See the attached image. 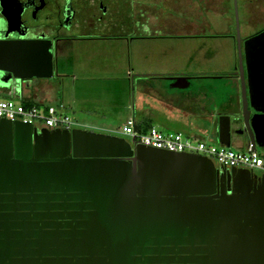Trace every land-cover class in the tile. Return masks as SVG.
I'll return each mask as SVG.
<instances>
[{"label":"water","instance_id":"1","mask_svg":"<svg viewBox=\"0 0 264 264\" xmlns=\"http://www.w3.org/2000/svg\"><path fill=\"white\" fill-rule=\"evenodd\" d=\"M234 11L235 91L194 83L227 75L154 79L218 98L210 118L227 148L241 113L257 151L264 132V31L246 41L260 43L262 57L252 62L246 51L244 65L236 0ZM0 73V86L17 89L25 79L52 78V40L22 34L0 41ZM242 171L110 134L36 130L0 119V264H264V175Z\"/></svg>","mask_w":264,"mask_h":264},{"label":"crops","instance_id":"2","mask_svg":"<svg viewBox=\"0 0 264 264\" xmlns=\"http://www.w3.org/2000/svg\"><path fill=\"white\" fill-rule=\"evenodd\" d=\"M148 1H163L165 7H168L169 10H173L175 6L173 3L175 0ZM148 1L125 0L122 14L108 20V24L103 28L99 27L96 31L97 34H91L90 29L79 28L75 29L77 33H67L58 43L63 41L64 43H68L71 40L81 39L96 41L93 43L105 47H125L129 51L128 61L130 60L131 62V68L128 66L124 71V75L127 77L126 79L130 85V90H135L137 92L135 97L137 101H134L131 110H129L126 121L130 118L133 119L134 122L148 120L151 127L157 126L156 128L163 132H173L168 124H179L187 128L189 132L187 135H184L181 131L175 132H181L185 137L192 136L195 139L215 141L217 140V136L213 137V133L216 127L213 118H210V114L213 111L212 108L218 105V98L209 99L203 95V92L200 93V91L197 90L198 92L194 93V88L193 90L181 89L173 85L172 81L154 78L165 76L202 77L227 75L228 78L226 79H216L217 81L212 82H210V79H208V81H205V79H198V81L194 83L198 88L201 86L202 89L205 90H208V87L211 88L212 86L225 89L228 87L235 91L238 85L237 77L234 74L237 61L232 64V66L235 65L230 71H224L225 73L222 74L218 73L219 71H216V73H207L201 71L202 69H191V55L187 59L188 51L183 50V53L179 56L175 54L177 46H187L195 41L198 42V44H205L203 42L204 39H209V37L214 38V36H219L233 39L232 36H230L232 32L229 30L221 32L210 30L208 19L200 17L202 12L191 10L194 9L196 1L200 5V8L209 9L208 0L176 1L178 4L177 7L182 14L185 15V18L178 21V18L177 20L171 18V15L169 16L171 20H166L163 24L161 22L162 11H160L159 8L158 10L149 8L148 11H146V2ZM200 8H198V10ZM140 10H142V12H140ZM221 12L223 11L217 14ZM132 15H136L135 17L139 18L138 23L141 24L140 26H128V20L132 19ZM145 17H147V23L144 21ZM175 20L178 23L175 24ZM206 28L208 30H206ZM142 47L155 48L154 50L152 48V53H149L151 57L142 52ZM160 50L163 51L160 52ZM134 61L135 65L133 64ZM62 67L64 71L58 74V76H71L73 78H78L80 76L78 71H76L77 69L70 62L69 54L64 58ZM42 80L43 79H34L30 83L31 89L13 98H16L19 103H21V101H29L38 105H45L46 102L57 100L53 83H51L50 80H46L49 81L50 85H48V89H43L46 87V82H40ZM135 85L138 86L137 89H135ZM154 115L163 117V120L156 121ZM156 122L158 124H156ZM259 153L264 155V151H259Z\"/></svg>","mask_w":264,"mask_h":264},{"label":"rangeland","instance_id":"3","mask_svg":"<svg viewBox=\"0 0 264 264\" xmlns=\"http://www.w3.org/2000/svg\"><path fill=\"white\" fill-rule=\"evenodd\" d=\"M173 3L175 5L174 9L169 10L168 7H165L163 1H148L146 2V11L149 8L152 10L154 8L158 10L159 8L162 11V24L166 20H171V18L176 20L178 18V21H181L185 18V15L177 7V2L173 1ZM208 6L209 9L200 8V5L196 1L194 4L195 10H191L202 12L200 17L208 19L210 30H214L215 32L229 30L232 33H236L234 0H209ZM198 8L200 9L198 10ZM236 8L239 35L241 37L248 32L256 31L264 27V0H236ZM220 11L224 13L217 14ZM171 15L172 17L169 18ZM135 16L132 15V19L128 20L129 27H138L141 25L138 23L139 18ZM176 20L174 22L175 24L178 23ZM144 21L147 23V17H145ZM206 30L208 29L206 28ZM67 31L66 34L77 33L73 29ZM96 31L97 29L92 28L90 33L94 35L97 34ZM93 42L96 41L80 39L71 40L68 43H64L63 41L56 45L54 52L55 74L51 79H43L40 82H46V87L43 89H48V85H50L49 81L46 80H50L53 83L57 100L46 102V105L62 107V113L67 115L74 123H77L80 129L128 139L121 130L126 122L129 110H131L134 101H137L135 100L137 92L130 90V85L126 79L127 77L124 75L126 68L128 66L131 68V62L130 60L128 61L129 51L125 47H105ZM203 42L205 44H198L195 41L187 46H177L175 54L179 56L183 53V50L188 51L187 59L191 55V69H202L201 71L207 73H216V71H219L218 73L220 74L230 71L235 65L232 66V64L236 63L238 59L234 39L214 36V38L209 37V39H204ZM152 48L142 47V52L151 57L149 53H152ZM162 51L160 50V52ZM68 54L70 56V62L82 77L58 76V74L64 71L62 62ZM133 64L135 65V61ZM212 81L217 80H210V82ZM137 88L138 86L135 85V89ZM6 98L0 96V99ZM11 99L19 103L16 98L12 97ZM154 116L156 121L163 120L161 116ZM156 124L158 123L156 122ZM168 125L173 132L181 131L184 135H187L189 132L187 128L179 124ZM206 141L218 144L217 140ZM231 148L242 151L236 145L231 146ZM261 156L264 158V155Z\"/></svg>","mask_w":264,"mask_h":264},{"label":"flooded vegetation","instance_id":"4","mask_svg":"<svg viewBox=\"0 0 264 264\" xmlns=\"http://www.w3.org/2000/svg\"><path fill=\"white\" fill-rule=\"evenodd\" d=\"M176 1L182 2L183 0ZM124 2L125 0H0V41L16 40L22 34L25 39H37L44 35L45 38L52 40L54 52L58 41L66 36L67 30L103 28L108 24V20L122 14ZM263 31L264 27L240 36L244 65L247 58L246 51L248 59L252 62L262 57L261 53L259 55L261 44L247 43L246 45V41ZM230 36L234 39L237 47V33H232ZM1 76L0 73V78ZM34 79L22 80L19 89L14 85L10 87L0 86V96L17 97L24 91L31 89L30 83ZM216 136L217 130L215 129L213 137ZM256 140L262 145L257 148V151H264V132L256 137ZM229 141L231 146L236 145L241 149L245 148L249 142L248 131L243 123L241 113L231 127ZM226 170L230 171L231 169ZM242 170L245 169L234 168L233 174H244L245 172ZM249 172L255 175L254 172ZM224 184L226 189L232 187V181L229 183L227 179H225ZM60 221L63 223V220Z\"/></svg>","mask_w":264,"mask_h":264},{"label":"built area","instance_id":"5","mask_svg":"<svg viewBox=\"0 0 264 264\" xmlns=\"http://www.w3.org/2000/svg\"><path fill=\"white\" fill-rule=\"evenodd\" d=\"M0 119L23 122L36 130L78 128L77 123L62 113V107L46 104L24 106L14 102L11 97L0 99ZM134 125V120L130 118L121 130L131 144L139 143L176 153H196L210 159L218 169L242 168L254 172L258 177L264 175V158L258 151L252 150L250 144L242 151L234 150L204 139L185 137L181 132H163L156 127H150L146 132L140 133L135 130Z\"/></svg>","mask_w":264,"mask_h":264},{"label":"trees","instance_id":"6","mask_svg":"<svg viewBox=\"0 0 264 264\" xmlns=\"http://www.w3.org/2000/svg\"><path fill=\"white\" fill-rule=\"evenodd\" d=\"M21 104H23L24 106L38 105L29 101H21ZM134 127L137 132L144 133L151 126L148 120H141V121H136Z\"/></svg>","mask_w":264,"mask_h":264}]
</instances>
